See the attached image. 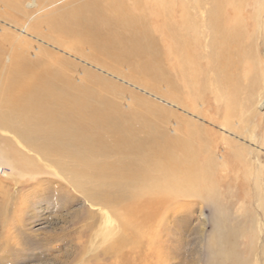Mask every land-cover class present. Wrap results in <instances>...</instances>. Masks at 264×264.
<instances>
[{
  "label": "rangeland",
  "instance_id": "rangeland-1",
  "mask_svg": "<svg viewBox=\"0 0 264 264\" xmlns=\"http://www.w3.org/2000/svg\"><path fill=\"white\" fill-rule=\"evenodd\" d=\"M29 1L8 10L0 5L9 15L0 12V38L30 39L35 48L60 56L78 85L89 80L127 119L134 120L139 110L150 125L139 137L152 133L164 141L180 135L186 144L178 167L149 169L156 208L136 213L135 220L147 215L140 223V241L122 228L125 213L119 203L95 204L66 178L45 175L52 181L50 191L60 188L58 204L42 213L28 206L16 225L0 212V264H126L115 256L129 249L135 253L137 246L148 263L156 255L151 264H264V0H138L154 29L156 48L165 54L157 90L146 86L155 81L152 75L139 74L131 61L115 63L116 73L113 60L96 58L89 46L84 47L88 57L61 46L48 23L34 31L33 24L47 14L64 13L88 0ZM173 84H179L187 106L169 97ZM9 159L0 166V207L13 220V202H31L45 191L34 188L36 181ZM16 180L27 182L19 186ZM103 185L95 190L97 202L103 194L118 192Z\"/></svg>",
  "mask_w": 264,
  "mask_h": 264
},
{
  "label": "bare ground",
  "instance_id": "bare-ground-1",
  "mask_svg": "<svg viewBox=\"0 0 264 264\" xmlns=\"http://www.w3.org/2000/svg\"><path fill=\"white\" fill-rule=\"evenodd\" d=\"M21 1L0 0V5L6 6L8 10L11 6L20 5ZM134 1L136 3L138 0ZM33 3L34 0L28 2L29 5ZM2 10L0 8V12ZM3 13L7 14L6 9ZM45 23L50 25L55 40L61 46L86 57L89 54L85 53L84 47L89 46L96 58L103 56L113 60V70L116 73L120 72L119 64L131 61L136 72L145 76L152 75L151 78L155 81L145 82L152 90H157L156 81L164 77L160 64L163 54L159 47L156 48L154 29L140 4L131 5L130 0H88L64 13L47 14L33 24L34 31L39 33ZM31 41L0 38V130L9 134L0 136V166L10 157L9 160L22 175L29 174L30 180L36 181L34 188L43 187L45 192L31 202H13V220L8 219L5 206H1L4 221L7 220L11 225L19 224V212L29 210L26 209L28 206L38 209L40 213L52 210L58 204L60 189L50 191L51 180L44 176L52 175L66 178L74 187L86 192L95 204L114 207L119 203L125 213L122 215V228L134 234L135 242L138 239L140 241V233L144 231L140 223L145 222L147 215L143 214L142 218L139 217L140 220H135L136 213L143 208H156V199L153 200L150 196L153 185L149 181V169L151 171L159 166L178 167L183 162L180 153L184 151L186 141L180 135L164 141H159V138L157 140V135L152 133L147 137H139V132L150 126L149 120L143 118L139 110H136L134 120L127 119L120 106L103 99L104 94L97 86L92 87L89 80L78 85L74 76L63 67L60 56L41 47L35 48ZM173 52L174 47L171 46L169 53ZM99 63L111 69V65L108 64V67L107 64ZM173 86L175 89L170 91L169 97L177 106L185 107L186 102L183 95H180L179 84ZM258 108H261V104ZM229 129L228 133L232 134V128ZM174 131L177 132V127ZM113 156L118 157L112 161ZM5 157L8 159H4ZM108 168L111 171H107ZM17 180L16 185L23 186L27 182ZM101 185L103 188L116 187L118 192L114 197L109 193L103 194L102 197H97L100 200L97 202L94 193L95 190L102 189ZM150 210H146L148 214ZM129 214L132 217L127 219ZM154 215L155 213L152 214ZM123 244L126 245L125 242ZM137 247L133 249L135 253L129 249L119 252L121 254L115 257L126 264H151L150 259H155L156 255L152 254L148 263L142 249ZM209 251L211 247L208 245V254Z\"/></svg>",
  "mask_w": 264,
  "mask_h": 264
}]
</instances>
